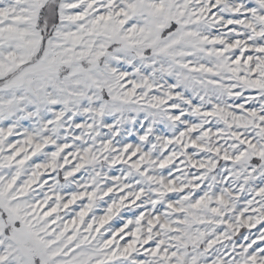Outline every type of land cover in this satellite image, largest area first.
Returning <instances> with one entry per match:
<instances>
[{
  "label": "snow or ice",
  "instance_id": "snow-or-ice-1",
  "mask_svg": "<svg viewBox=\"0 0 264 264\" xmlns=\"http://www.w3.org/2000/svg\"><path fill=\"white\" fill-rule=\"evenodd\" d=\"M0 264H264V0H0Z\"/></svg>",
  "mask_w": 264,
  "mask_h": 264
}]
</instances>
